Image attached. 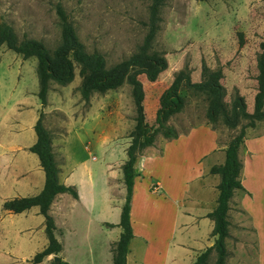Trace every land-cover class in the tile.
Instances as JSON below:
<instances>
[{
	"label": "rangeland",
	"instance_id": "374dc122",
	"mask_svg": "<svg viewBox=\"0 0 264 264\" xmlns=\"http://www.w3.org/2000/svg\"><path fill=\"white\" fill-rule=\"evenodd\" d=\"M150 3L151 0H0V22L11 25L19 38H33L53 49L60 40L56 8L61 5L86 49L102 53L107 66H111L137 51L142 43ZM160 17V30L153 45L154 49L165 52L168 66L154 82L148 81L145 75L139 76L145 93V117L149 124H153L159 97L171 84L174 75L187 67L191 80L197 82L200 80L202 61L212 69H222V83L227 85L225 100L228 104L238 92L232 84L234 81L245 84L246 94H250V84L257 75L256 59L264 32V0H165ZM240 75L244 79L239 81L237 78ZM80 81L76 68L74 79L69 84L51 82L48 104L42 108L37 92L35 93V88L38 91L36 59H23L5 45H0V183L24 176L31 179L32 184L38 183L41 167L37 156L29 151V147L36 140L33 126L40 111L44 114V126L51 132L56 143H62L61 139L68 135L62 149L69 158L70 165L74 159L84 160L91 166L99 164L102 157L106 161L123 157L125 159L123 148L126 150L129 144L128 135L135 123L129 85L123 84L104 94H93L89 103H86L79 92ZM180 94L185 98V106L169 119L168 124L178 132H186L190 127L209 126L205 116V97L186 89L181 90ZM246 100L252 111L253 100L250 97ZM90 101L96 111L86 126L94 134L109 131L114 135L110 149L107 147L104 153L97 150L88 153L75 135L76 129L85 126L84 112ZM215 131L218 143L226 145L239 131V126L229 129L219 123ZM81 137L83 141L86 140L83 134ZM58 155V162L64 163V155ZM40 172L43 176V171ZM199 186V181L193 184L191 194L194 196L185 204V208L194 210L196 215L215 207L211 194L203 200ZM114 187L116 185L112 183V198L115 199L111 204L110 220L119 221L124 197ZM6 196L9 194L0 193V199ZM69 215L70 213L65 216L66 221L63 222L65 233L62 235L60 231L62 236H57L64 246V250L58 255L60 260L66 264H113L115 243L112 244L103 235H97L87 222L80 224L79 238L73 240ZM185 218L180 211L176 220V237L185 235L181 226ZM19 220L16 218L17 224L20 223ZM114 227L116 228L109 235L110 240L117 239L120 233V228ZM211 230L212 221L200 218L198 226L193 230L194 234L201 236L198 246L205 247L213 243ZM35 235L30 246H27V242L23 243L17 254H12L13 257L7 256L6 249L0 246V264H35L32 258L43 248V241L46 239L44 231L40 234L41 237L38 232ZM248 236L246 232L243 233V243L247 242ZM139 244V241L138 244L132 243V250H136ZM226 247L230 252L228 264H258L255 251L251 247L247 249L240 246L236 237L227 238ZM197 251L198 249L192 252V256L184 264H191ZM53 257L54 255H49L36 264H53ZM213 262L214 253L208 264Z\"/></svg>",
	"mask_w": 264,
	"mask_h": 264
},
{
	"label": "crops",
	"instance_id": "0c3cea01",
	"mask_svg": "<svg viewBox=\"0 0 264 264\" xmlns=\"http://www.w3.org/2000/svg\"><path fill=\"white\" fill-rule=\"evenodd\" d=\"M237 79L240 81L244 78L240 75ZM222 84L227 88L225 83ZM232 84L245 100L247 97L254 99L256 79L250 84V94H246L245 84L237 81ZM246 110L248 113L253 112V108L250 111L247 100ZM95 111V106L90 101V105L84 112L85 126L75 130L78 142L84 144V150L90 154L93 150L104 153L107 147L110 149L109 145L114 136L109 131L94 134L86 126ZM81 134L86 137L85 141L82 140ZM67 137L68 135H65L64 139H61L62 143L61 141L56 143L52 138L53 151L57 161L59 153L64 155V163L58 162L60 182L73 186L78 197L74 198L68 193H63L54 199L50 213L54 217L56 237L65 233L66 228L64 229L63 222L66 221L65 216L70 213L73 240L79 238L80 224L87 222L90 228L93 227V230L97 232V235L107 237L108 241H112L113 244L119 236L115 240H110L109 235L116 227H110L107 224L116 226L120 218L119 221L110 220L111 204L115 199L112 198L111 184L116 185L114 189H118L119 194L124 197L125 188L122 184L121 165L126 159V154L125 159L123 157L114 161H106L102 157L99 164L95 166H91L84 160L75 159L70 165L69 158L65 156L62 149ZM225 148L226 145L218 143V134L215 130L209 126H198L190 127L186 132H180L176 139H166L160 136L156 138L153 146L147 147L142 152L135 163L137 176L134 178L130 204V222L134 236L128 245L126 264H184L187 258L190 259L192 252L198 249L197 256L201 250L208 247L198 246L201 236L194 234L193 230L196 225L198 226L200 218H208L207 214L215 207L208 212L196 215L193 213L194 210L185 208V204L188 199L194 196L191 194L193 184L199 181V192L202 194L203 200L205 197L209 198L211 194V200L215 201L216 206L218 196L216 186L219 180L216 177L218 175L210 174L209 170L212 166L224 162ZM123 151L125 152V148ZM238 155L242 162L240 180L244 190H237L230 200L229 237H236L238 244L242 247L245 246L247 249L251 247L255 251L258 264H264L263 121H256L254 126L245 129L244 142ZM41 170H39L37 184H32L31 179L26 176L11 178L6 183H0V193L9 194L8 197L0 199V246L6 249L5 253L9 257H13L12 254L16 255L18 248L21 249L23 243L27 242L29 247L36 237V232L39 237L43 231L45 234V219L37 206L19 214L10 213L2 208L5 200L38 194L44 185V172L42 176ZM113 170L114 175L112 174ZM122 187L124 191H122ZM32 189L35 190L26 193ZM123 202L124 198L121 207ZM181 208L184 209L181 210ZM180 211L186 217L185 221L181 223L185 235L176 237V220ZM19 216L23 219H20ZM230 216H233L232 219ZM16 218L20 219L19 224L16 223ZM86 218L87 220H85ZM60 231H62V235ZM244 232L249 235L246 243H243ZM138 241L140 244L133 251L132 243L137 242L138 244ZM205 241H208L206 237ZM196 242L197 246H195ZM47 243L46 238L43 241V248ZM62 249L64 250L63 245Z\"/></svg>",
	"mask_w": 264,
	"mask_h": 264
},
{
	"label": "trees",
	"instance_id": "16d2710c",
	"mask_svg": "<svg viewBox=\"0 0 264 264\" xmlns=\"http://www.w3.org/2000/svg\"><path fill=\"white\" fill-rule=\"evenodd\" d=\"M206 2L208 0H196ZM165 0H151L148 11V20L145 23L146 33L137 51L131 53L121 61L107 66L105 57L98 51H88L78 38L75 28L68 19L61 5H57L56 12L59 18L60 40L57 46L49 49L45 44L33 38H19L13 27L0 22V45L20 55L23 59H36V75L38 79L37 97L41 107L48 104L50 83L67 85L74 79L75 70L81 78L79 92L84 102L89 103L93 94H104L109 90H116L123 84L130 87L131 99L134 106V126L128 137L129 144L125 150L126 159L121 165L122 182L125 188L124 202L121 207L120 221L116 225L121 231L115 242L112 252L113 264H126L128 245L133 238L130 222V204L134 178L137 176L135 163L142 152L154 142L158 135L166 139H176L180 132L168 124L169 119L183 110L185 98L180 94L183 89L202 94L207 102L206 123L215 130L219 123L229 129L239 126V131L232 136L224 149V162L210 168V174H217L219 182L216 186L218 196L215 208L207 214L213 221L211 236L212 245L200 251L191 264H208L214 253L213 264H228L230 255L226 247L229 237L230 200L237 190H244L240 173L242 162L239 158V149L244 142L245 129L254 126L256 121L264 122V32L260 42V52L256 59V93L253 99V112L248 113L246 102L238 92L230 104L225 100L226 88L222 84L224 74L221 68H210L204 61L201 64L200 80L193 82L187 67L180 69L171 84L161 93L158 101L153 124L146 121L144 111V88L139 78L145 75L146 79L154 82L164 71L168 62L164 51L154 49V40L160 30V10ZM43 112L33 126L36 136L35 142L29 147L39 161L44 172V185L38 194L24 197H14L5 200L2 208L10 213H21L33 206L39 208L45 219V234L48 240L46 247L37 252L33 263H40L49 255L58 256L62 245L56 237L54 217L50 207L57 195L68 193L77 198V191L73 186L65 185L59 180L60 167L53 151L52 134L44 126ZM245 120L246 123L241 121ZM107 226L114 227L113 224ZM66 264L60 260L58 263Z\"/></svg>",
	"mask_w": 264,
	"mask_h": 264
},
{
	"label": "water",
	"instance_id": "95a60500",
	"mask_svg": "<svg viewBox=\"0 0 264 264\" xmlns=\"http://www.w3.org/2000/svg\"><path fill=\"white\" fill-rule=\"evenodd\" d=\"M53 260L55 263L59 262L60 261V257L59 256H54L53 257Z\"/></svg>",
	"mask_w": 264,
	"mask_h": 264
}]
</instances>
